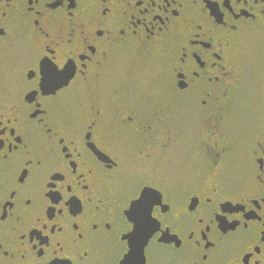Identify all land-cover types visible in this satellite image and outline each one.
Returning <instances> with one entry per match:
<instances>
[{"label": "flooded vegetation", "instance_id": "flooded-vegetation-1", "mask_svg": "<svg viewBox=\"0 0 264 264\" xmlns=\"http://www.w3.org/2000/svg\"><path fill=\"white\" fill-rule=\"evenodd\" d=\"M0 125V264H264V0H0Z\"/></svg>", "mask_w": 264, "mask_h": 264}, {"label": "snow or ice", "instance_id": "snow-or-ice-1", "mask_svg": "<svg viewBox=\"0 0 264 264\" xmlns=\"http://www.w3.org/2000/svg\"><path fill=\"white\" fill-rule=\"evenodd\" d=\"M43 73V82L40 84V87H44L46 90H51L55 92L57 89L61 87L62 84H67L68 80L73 76L74 68L69 65L61 64L57 66L54 63L47 64L43 66L41 69ZM2 126V125H0ZM89 135L91 134L90 130H88ZM264 163V162H262ZM68 194L69 196L75 195L71 191V183L69 182L68 185ZM145 201H149V194L147 192L144 193ZM62 197H58L56 200H60ZM133 199L137 200L138 203H144L145 201H141L139 197H133ZM30 202V201H29ZM72 206L74 203H76L73 200L68 201ZM79 207V202L78 205ZM68 259H71L70 257Z\"/></svg>", "mask_w": 264, "mask_h": 264}, {"label": "water", "instance_id": "water-1", "mask_svg": "<svg viewBox=\"0 0 264 264\" xmlns=\"http://www.w3.org/2000/svg\"><path fill=\"white\" fill-rule=\"evenodd\" d=\"M136 234H138V232H137V228H136V230H135V233L132 235V238H134V236H135ZM146 238H147V237L145 236V238H144V242H145ZM144 242H143V243H144ZM136 249H137V246H136V242L134 241V242H132V245H131L130 255L134 254V252H136Z\"/></svg>", "mask_w": 264, "mask_h": 264}]
</instances>
